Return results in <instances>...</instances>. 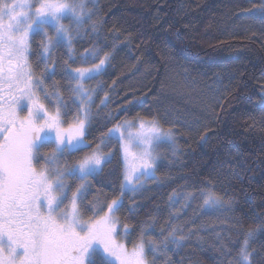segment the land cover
<instances>
[{
  "label": "trees",
  "instance_id": "16d2710c",
  "mask_svg": "<svg viewBox=\"0 0 264 264\" xmlns=\"http://www.w3.org/2000/svg\"><path fill=\"white\" fill-rule=\"evenodd\" d=\"M90 12L74 46L79 53L95 44L112 57L98 77L85 81L90 88L100 85L87 139L98 142L118 122L133 119L158 121L175 137V144L154 148L155 179L127 193L116 215L124 222L135 203L130 222L155 217L151 238L161 239L162 227L164 235L176 229L181 245L169 243L156 264H236L247 230L264 223V0H96ZM39 39L30 55L37 75L43 68L36 67ZM63 51L54 55L62 60ZM56 81L63 84L59 68L45 80L49 91ZM60 91L68 102V92ZM109 149L111 158L85 204L106 206L120 195L119 142ZM202 192L220 197L223 206L204 207ZM137 235L124 242L132 246ZM248 250L252 264H264V229ZM94 259L102 264L103 253Z\"/></svg>",
  "mask_w": 264,
  "mask_h": 264
},
{
  "label": "snow or ice",
  "instance_id": "6c2138e0",
  "mask_svg": "<svg viewBox=\"0 0 264 264\" xmlns=\"http://www.w3.org/2000/svg\"><path fill=\"white\" fill-rule=\"evenodd\" d=\"M90 17L83 0H0V264H97L98 251L102 264H156L169 243H182L175 228L164 235L166 226L159 230L161 239L151 238L155 217L131 223L139 208L135 203L124 222L116 215L127 193L136 194L143 180L155 179L153 149L175 144V137L158 121L133 119L118 122L98 142L87 139L90 106L100 85L90 88L85 81L98 77L112 57L111 52L101 55L95 44L77 52L74 45L85 35ZM91 28L95 33L97 25ZM35 37L40 38L36 67L43 64L39 75L30 62ZM58 49L64 50L62 60L54 55ZM58 68L63 84L56 81L49 91L45 80ZM114 140L124 153L120 195L106 206L85 204L92 181L111 158V149L104 148ZM133 147L142 150L131 152ZM201 195L204 207L223 206L215 194ZM82 208L91 215L84 218ZM260 229L264 223L247 230L236 264H252L249 244ZM137 231L129 248L122 241Z\"/></svg>",
  "mask_w": 264,
  "mask_h": 264
},
{
  "label": "rangeland",
  "instance_id": "374dc122",
  "mask_svg": "<svg viewBox=\"0 0 264 264\" xmlns=\"http://www.w3.org/2000/svg\"><path fill=\"white\" fill-rule=\"evenodd\" d=\"M95 1H96V0H83L84 5H85V10H86V11H91V10L94 8ZM6 2H9V3H10L11 0H6ZM65 23L67 24L68 21L66 20ZM30 62H31L32 65H33L34 74L37 75V74H36V71H35L34 64H33V60H32L31 57H30ZM46 103H47V101H46ZM25 113H26V109L24 110V112H21L20 115H24ZM137 122H138V121H137ZM120 149H121V146H120ZM141 150H142V149H139V148H135V147H133V148L131 149V152L136 153V152H139V151H141ZM121 155H122V160H123V165H124V153H123L122 150H121ZM153 155L156 156L155 149H153ZM37 166H38V165H37ZM73 187H75L74 184H73ZM117 239L120 240L121 238H120V237H117ZM122 242H124V241H122ZM124 243H125V242H124ZM126 245H127V244H126ZM127 246H128V245H127ZM128 247L131 248L132 246H128Z\"/></svg>",
  "mask_w": 264,
  "mask_h": 264
}]
</instances>
